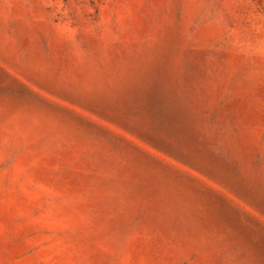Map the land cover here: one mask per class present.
Wrapping results in <instances>:
<instances>
[{"label": "rangeland", "instance_id": "obj_1", "mask_svg": "<svg viewBox=\"0 0 264 264\" xmlns=\"http://www.w3.org/2000/svg\"><path fill=\"white\" fill-rule=\"evenodd\" d=\"M0 264H264V0H0Z\"/></svg>", "mask_w": 264, "mask_h": 264}]
</instances>
